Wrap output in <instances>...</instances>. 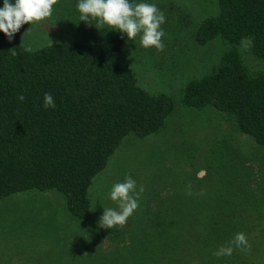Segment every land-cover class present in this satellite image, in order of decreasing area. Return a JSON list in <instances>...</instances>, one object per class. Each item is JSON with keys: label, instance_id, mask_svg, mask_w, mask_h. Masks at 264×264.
I'll return each mask as SVG.
<instances>
[{"label": "rangeland", "instance_id": "rangeland-1", "mask_svg": "<svg viewBox=\"0 0 264 264\" xmlns=\"http://www.w3.org/2000/svg\"><path fill=\"white\" fill-rule=\"evenodd\" d=\"M141 2L155 4L166 17L163 51L141 47L139 35L128 40L107 26L97 29L95 20L92 25L79 21L78 0H58L50 17L24 29L21 42L31 51L123 39L121 68L150 95L168 96L174 109L156 133L123 139L92 180L86 218L72 217L55 191H29L0 201V264H264V147L243 135L227 115L181 102L185 86L215 73L221 56L231 49L221 38L204 46L195 42L198 26L219 14L218 4L130 0ZM235 49L249 75L264 71V59L253 56L249 42ZM126 174L136 181L133 195L139 193V207L125 225L113 228L117 237L97 221L103 209L117 208L111 189ZM188 215L209 222L205 229L189 225V238L192 232L205 234L208 242L200 249L181 242L172 251L161 230ZM237 232L246 235L250 251L233 245L231 256L215 257L213 252L228 246Z\"/></svg>", "mask_w": 264, "mask_h": 264}, {"label": "trees", "instance_id": "trees-1", "mask_svg": "<svg viewBox=\"0 0 264 264\" xmlns=\"http://www.w3.org/2000/svg\"><path fill=\"white\" fill-rule=\"evenodd\" d=\"M215 1L219 14L198 26L195 42L204 46L221 38L231 49L215 73L185 86L181 102L227 115L243 135L264 147V71L249 75L235 49L250 41L253 56L264 59V0ZM27 25L11 41L0 32V201L29 191H55L68 213L83 219L90 211L92 180L123 139L159 131L173 102L164 94L150 95L121 68L123 39L27 51L21 42ZM45 93L52 95L55 108H44ZM177 221L161 230L172 251L181 242L199 249L208 242L205 234L192 232L190 239L186 232L189 225L208 228V221L197 215ZM108 231L118 237L113 228Z\"/></svg>", "mask_w": 264, "mask_h": 264}, {"label": "clouds", "instance_id": "clouds-1", "mask_svg": "<svg viewBox=\"0 0 264 264\" xmlns=\"http://www.w3.org/2000/svg\"><path fill=\"white\" fill-rule=\"evenodd\" d=\"M58 0H3L0 7V32H3L9 41L13 39L24 24L39 22L52 15L53 6ZM79 12V21L92 25L96 21L97 29L116 30L126 34L128 40H135L139 35L140 46L155 47L158 51L164 50L162 37L165 35L161 25L165 22V15L155 4L130 3V0H78L76 5ZM250 42V41H249ZM31 51V49H26ZM13 55H16L13 52ZM23 101L24 96L19 95ZM44 108H55V100L50 93L44 94ZM136 192V181L131 175H125L123 181L113 184L111 199L116 201L117 208L103 209L102 216L97 221L100 228L112 229L126 224L128 218L139 207ZM143 192V187L140 188ZM241 251H250L251 246L243 232H237L229 241L228 246L221 245L213 252L218 259L231 256L234 248Z\"/></svg>", "mask_w": 264, "mask_h": 264}]
</instances>
